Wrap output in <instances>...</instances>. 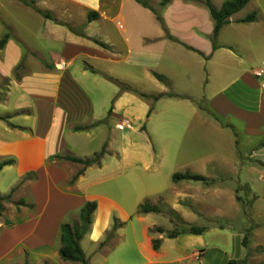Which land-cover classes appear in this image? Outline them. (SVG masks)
Segmentation results:
<instances>
[{
    "label": "crops",
    "instance_id": "obj_1",
    "mask_svg": "<svg viewBox=\"0 0 264 264\" xmlns=\"http://www.w3.org/2000/svg\"><path fill=\"white\" fill-rule=\"evenodd\" d=\"M143 1L159 18L139 0H0V39L8 34L0 47V162L10 161L0 173L15 174L0 191L38 173L29 185L35 211L12 227L22 228V238L0 264H12V252L23 250H37L47 264L69 262L58 252L60 225L86 200L97 206L81 242L88 238L95 248L111 214L126 224L135 215L142 223L134 264H264L258 205L264 197V72L255 74L264 70V0H249L229 16L214 45L204 0ZM224 1L211 0L217 8ZM251 12L253 21H240ZM95 109L101 112L92 114ZM86 124L93 125L74 129ZM95 139L96 148H89ZM103 146L100 165L85 167L72 182L82 165L54 157H91ZM162 171L210 182L172 181L166 188L157 177ZM239 184L256 195L249 216L235 198ZM149 199L205 230L174 237L154 230L163 224L155 213H137ZM102 204L107 220L96 236L92 226ZM126 207L134 208L132 215ZM250 218L260 226L245 246ZM153 239H160L157 249ZM257 246L259 254L247 255Z\"/></svg>",
    "mask_w": 264,
    "mask_h": 264
},
{
    "label": "rangeland",
    "instance_id": "obj_2",
    "mask_svg": "<svg viewBox=\"0 0 264 264\" xmlns=\"http://www.w3.org/2000/svg\"><path fill=\"white\" fill-rule=\"evenodd\" d=\"M95 63L98 65L100 64V62L98 63L97 61H95ZM64 64H65L64 62L61 63V65H64ZM83 64H84V61H83ZM256 66H259V64ZM99 112H101L100 109L99 110L95 109L92 112V114H97ZM87 118L88 117H85V114H84L80 118V121L81 122L85 121V120H87ZM214 135L215 134H213V136ZM131 139L135 142V141H137L138 137L137 136L134 137V135H133ZM242 139H243V136L241 135L239 140L242 141ZM170 143L172 144V142H170ZM188 144L189 145H191V144L196 145L197 143H194L191 140V141H188ZM214 145H217V144H214ZM240 145L242 146V144H240ZM96 146H97V139H95L91 143L89 148L95 149ZM205 146H206L205 148L207 149L208 144L206 143ZM211 147H212V145H211ZM88 150H90V149H88ZM129 159L132 161L135 160L131 157ZM55 163L58 164L59 162H55ZM14 176H15L14 172H13V175H10L8 173L5 174V172L0 173V186L5 188L11 182L12 177H14ZM157 177L160 179V182L166 181V184H165L166 188L169 186L170 183H172V175H171V178L170 177L168 178L167 175L164 173V171H162V174H160ZM21 179L22 180L15 182V184L13 185V187L15 186V189L12 192L10 198L4 199V201H3L4 208L2 211V215L0 217V232L4 228H9V230L4 231L0 235V257L9 248V246L13 242L22 238L21 237L22 233H23L22 228H20L18 230H14L12 227L15 225L21 224V222L24 221L28 217L29 214L34 213V211H35L34 204L31 203L32 200L30 198V190H29L30 186L29 185L38 179V173L37 172L28 173V174L24 175V177ZM207 179H208V181L205 183L208 184L210 182V180H209V178H207ZM237 187L238 188H236L235 198L241 204L244 216H246V215L249 216L251 213V204H252L253 200H255L256 195L255 194L250 195L246 184H239ZM164 189H165V187H163L162 190H164ZM9 190L5 189L4 191H0V194L6 195L9 193ZM127 192H129V193H127V196H126L127 199H129V201H132L133 196H134L133 191H127ZM166 194H167V192L165 191V195ZM20 198H22L26 202H28L29 205H31V204L32 205L31 206H28V205L22 206V205L15 204V202ZM151 200H153V199H151ZM144 201L152 202V201H150V199L144 200ZM144 201H142V202H144ZM263 201H264V197L262 198V200L258 204V205H260V211H261V216H262V218L260 220H264V202ZM154 204L156 206L160 207L162 210V212H160L159 214L155 213V216H153V219H155L156 222H158V223L163 222L162 226L158 225L159 227H162L166 232L176 231V230L182 229L184 227V225L179 220L175 219L174 215H172L171 206L164 204V202H162V200H160V199L157 201L154 200ZM129 207H130V202H129ZM132 208L133 207L127 208V209H129L128 211H131L130 212L131 215L133 214L132 212L134 210V208L133 209ZM173 211H174V209H173ZM120 212L121 211H118L117 214L119 216H122V214ZM176 214H178V213H176ZM95 217H97V219H96V222L93 223L92 228L94 230L95 229L97 230V232L95 231L96 236H101L102 234L100 231L105 226L106 220H107V218H106V207L104 204L100 205L99 210H98L97 214L95 215ZM110 218H111L110 225L105 230L104 235L101 237V239L97 242V244H96V246H98L97 248L94 247L95 246L94 243H90L88 238H84V240L82 242L80 241V245L82 247V250L84 252L85 257L89 258V264H134V259H137L136 243L139 240V232H140L142 223H140L136 220L135 215L131 216V218H132L131 222H128L127 224H126V221H121L119 218H117L116 214H113V215L111 214ZM114 219L116 220L118 227L115 230L113 236L110 237L109 239H107V234L109 233V230L111 229V226L114 222ZM75 221H78V214L77 213H74V214L72 213V214L68 215V217H66V219H65V222H75ZM257 221L254 222L250 218L251 225L248 226V228H247V226L245 227L244 233L246 231V243L247 244L249 243L248 240L251 239L250 238V235H251L250 230H252L253 228H256L257 226H260L257 223ZM216 224H218V225L224 224L225 225L227 223L216 222ZM155 227H157V226H155ZM90 229H91V225H90L87 233H89ZM247 229H249V230L247 231ZM251 236H253V234ZM218 239H219V237H213L214 241H217ZM259 248H260V246L255 247L247 255L252 256V255L259 254L260 253ZM36 253H38L37 250L33 251V253L32 252L29 253V252H26L24 250L20 251V252H12V257H14L12 259V264H23L24 261L26 262V264H47V263H44L45 261L42 259V257L36 255ZM61 261H63V260L61 259ZM1 263H2V261H1ZM63 263L74 264V263H70V262H63ZM52 264H57V262L52 260ZM76 264H80V263H76Z\"/></svg>",
    "mask_w": 264,
    "mask_h": 264
},
{
    "label": "trees",
    "instance_id": "obj_3",
    "mask_svg": "<svg viewBox=\"0 0 264 264\" xmlns=\"http://www.w3.org/2000/svg\"><path fill=\"white\" fill-rule=\"evenodd\" d=\"M248 1L249 0H225L221 4V6L219 8H217L213 5L211 0H204V3L207 6V8L209 9L210 14L214 20V27H213L212 36H211L213 45L215 44V40H216V37L218 35L220 28L227 22L229 16H231L233 13H236L237 11H239L242 7L245 6V4H247ZM139 2L143 6L151 8L145 1L139 0ZM166 2H167V0H161L159 5L163 6ZM151 9L155 12L157 17L159 18L157 11L153 8H151ZM254 19H255V13L251 12L248 15H246L245 17H243L242 19H240V21L246 22V21H253ZM7 36H8V34H4V36L0 39V47L3 46V44L5 43ZM23 68H24V63L21 61L15 67L14 76L16 78H19L18 71H22ZM154 76H155V78H157V80L167 84V80L163 75L158 74V73H154ZM119 86L121 89L132 90L131 87H129L125 84H122V83H120ZM92 125L93 124L77 125V126H74V129L75 130L86 129ZM103 154H104V146L102 147V149L99 152L93 153L91 157L80 158V157H75V156H72L69 154L56 155L54 157H56L57 159L69 160V161H72V162H75V163L82 165V167L79 170H77V172L71 178V182H72V181L76 180V178L83 173V170L85 167L92 165V164L100 165V160H101ZM9 162L10 161L0 162V169L4 165L9 164ZM180 180H193V181H203V182L208 181V179L202 175L193 174V173H190L187 171L176 172L172 175V181L173 182H178ZM14 189H15V186L10 189L8 194H6V195L0 194V217L2 215V211L4 208L3 201H4V199L10 198ZM15 204L22 205V206H27V205L31 206L32 205V204L29 205L22 198L18 199L15 202ZM96 206H97V203L95 200H86L84 205L81 207V209L78 213V221L63 222L60 225V237H59L60 247H59L58 252H59V256L62 260L74 262V263H80V264H88V259L84 255V252H83L81 245H80V241L82 240L84 235L87 233V231H88V229L92 223V215L96 209ZM150 212L160 213V212H162V210L160 207H158L155 204H152L148 201H144L138 205L137 213L142 214V213H150ZM172 214L177 218V220H179L184 225V227L182 229L176 230V231L166 232L162 227H155L154 230H156L158 232H164L165 231L167 237H174L179 232H189V233L199 234L205 230V227H197V226H191V225L189 226L186 222H183L181 220V218H179V216L175 212L172 211ZM117 227H118V224H117L116 220L114 219V222L111 226V229L109 230V233L107 234V239H109L110 237L113 236ZM248 230L249 229H247V231ZM159 244H160V239H153L152 240V246L154 249H157L159 247ZM243 245L246 246V231H245L244 237H243ZM232 262H236V261H231V263ZM240 262L242 264H245V260H241Z\"/></svg>",
    "mask_w": 264,
    "mask_h": 264
},
{
    "label": "built area",
    "instance_id": "obj_4",
    "mask_svg": "<svg viewBox=\"0 0 264 264\" xmlns=\"http://www.w3.org/2000/svg\"><path fill=\"white\" fill-rule=\"evenodd\" d=\"M263 72H264L263 69H257V70L255 71V74H256L257 76H260Z\"/></svg>",
    "mask_w": 264,
    "mask_h": 264
}]
</instances>
